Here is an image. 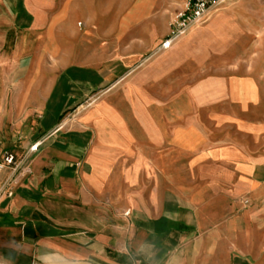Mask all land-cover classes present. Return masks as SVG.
I'll return each instance as SVG.
<instances>
[{"label":"crops","instance_id":"obj_1","mask_svg":"<svg viewBox=\"0 0 264 264\" xmlns=\"http://www.w3.org/2000/svg\"><path fill=\"white\" fill-rule=\"evenodd\" d=\"M167 1L137 0L120 29L149 41L103 59L97 35L117 0L109 12L103 0H0V160L41 142L13 195L0 193V264H264L259 162L206 137L197 116L210 110L183 96L182 78H130L168 34L152 14ZM183 154L233 168L183 184Z\"/></svg>","mask_w":264,"mask_h":264},{"label":"rangeland","instance_id":"obj_2","mask_svg":"<svg viewBox=\"0 0 264 264\" xmlns=\"http://www.w3.org/2000/svg\"><path fill=\"white\" fill-rule=\"evenodd\" d=\"M136 1L117 0L114 4L117 20L113 17L102 20L101 33L97 36L102 44L103 59L111 44L125 53L133 41L139 44L149 41L148 35H139L133 40V36L123 34L120 29L122 16ZM185 1L168 0L161 10H154V26H160L161 16H166L169 34L172 20L184 9ZM100 5L102 11L109 12L113 0L112 3L103 0ZM147 6L149 4L143 7ZM71 7L83 12L91 5L74 3ZM77 26H83L82 19L77 21ZM84 35V30L80 31V49L87 46L83 43ZM177 42H182V51L159 61L158 56L164 52L159 49V44L130 78H182L183 96L191 92L188 96L194 107L210 110L207 115L197 116L209 128L203 130L206 137H212L215 144L230 145L247 161L259 162L256 163L258 174L264 179V0H226L207 20L193 26ZM186 100L183 98V102ZM232 168L233 164L228 161H222L220 167L209 163L197 165L188 162L183 154L182 182L191 184L194 182L191 176L201 170L230 172Z\"/></svg>","mask_w":264,"mask_h":264},{"label":"built area","instance_id":"obj_3","mask_svg":"<svg viewBox=\"0 0 264 264\" xmlns=\"http://www.w3.org/2000/svg\"><path fill=\"white\" fill-rule=\"evenodd\" d=\"M226 0H186L184 9L178 12L171 23V29L167 37L160 44L159 49H168L180 37L185 35L193 26L207 20L210 13L225 3ZM40 141L30 146L28 151L20 158L12 151H7L0 160V175L9 167L11 175L0 187V193L12 196L13 189L8 187L15 182L19 172H29V154L37 151ZM128 214V212H126Z\"/></svg>","mask_w":264,"mask_h":264}]
</instances>
